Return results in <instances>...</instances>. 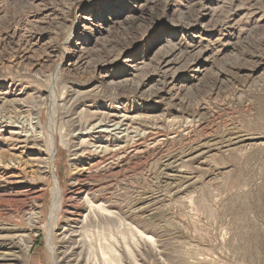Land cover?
Returning a JSON list of instances; mask_svg holds the SVG:
<instances>
[{"label": "rangeland", "instance_id": "374dc122", "mask_svg": "<svg viewBox=\"0 0 264 264\" xmlns=\"http://www.w3.org/2000/svg\"><path fill=\"white\" fill-rule=\"evenodd\" d=\"M0 264H264V0H0Z\"/></svg>", "mask_w": 264, "mask_h": 264}, {"label": "bare ground", "instance_id": "6f19581e", "mask_svg": "<svg viewBox=\"0 0 264 264\" xmlns=\"http://www.w3.org/2000/svg\"><path fill=\"white\" fill-rule=\"evenodd\" d=\"M148 16V13L146 15H144V17H147ZM181 19V18H180ZM116 21V20H115ZM117 29L120 30V32H118V34H121L122 33V36L125 35V34H129V32L132 34V31H133V28L134 26L133 25H128L126 23V19L124 20V17L121 18L120 20L117 19ZM193 24V23H192ZM122 36H119V37H122ZM128 36V35H127ZM115 38V37H114ZM125 38V37H123ZM127 38V37H126ZM113 40V38H112ZM127 40V39H126ZM111 45V44H110ZM120 45V44H119ZM112 46V45H111ZM123 47V46H122ZM115 48V47H114ZM177 47L174 45V44H169V46L167 48H165L158 56L157 58L159 57L160 59V62H169L170 60L166 61V59L173 54L174 50L176 49ZM199 52L202 53L204 51L207 50V48H199ZM200 55L197 57L199 58ZM193 60H196V59H193ZM207 60V59H206ZM198 70V68L196 69ZM127 131V130H126ZM28 134V133H27ZM33 136V135H32ZM53 142V141H52ZM53 144L51 143V147H50V151H51V154L53 152ZM43 162V161H42ZM41 163V162H40ZM45 163V162H44ZM51 164V157H50V160L48 159L47 160V167ZM44 165V164H43ZM43 167V166H42ZM38 170V169H37ZM41 170V169H40ZM102 202V201H101ZM95 203V202H94ZM92 204V203H91ZM98 206V205H97ZM104 209V208H103ZM34 214V213H33ZM88 218V217H87ZM51 248V247H50ZM4 260V259H3Z\"/></svg>", "mask_w": 264, "mask_h": 264}]
</instances>
